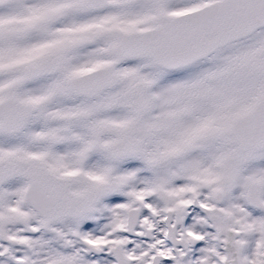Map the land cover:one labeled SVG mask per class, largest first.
<instances>
[{
	"label": "snow or ice",
	"instance_id": "snow-or-ice-1",
	"mask_svg": "<svg viewBox=\"0 0 264 264\" xmlns=\"http://www.w3.org/2000/svg\"><path fill=\"white\" fill-rule=\"evenodd\" d=\"M0 264H264V0H0Z\"/></svg>",
	"mask_w": 264,
	"mask_h": 264
}]
</instances>
